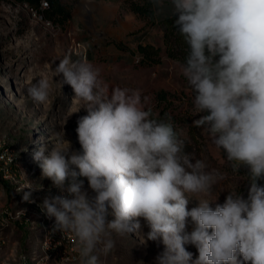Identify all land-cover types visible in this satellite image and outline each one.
I'll return each instance as SVG.
<instances>
[{"label":"clouds","instance_id":"clouds-1","mask_svg":"<svg viewBox=\"0 0 264 264\" xmlns=\"http://www.w3.org/2000/svg\"><path fill=\"white\" fill-rule=\"evenodd\" d=\"M146 3L154 19H172L182 38L186 54L177 65L200 114L193 124L234 173L246 176V197L233 190L222 204L211 200L222 175L193 160L171 119L146 109L137 90L109 92L100 68L65 54L52 71L62 76L55 82L61 90L73 89L76 112L87 111L75 130L82 153L72 150L64 127L51 135L50 149L34 153L42 178L61 193L46 196L40 207L55 219L53 232L73 238L78 264H98L99 254L114 247L112 233L133 232L142 244L162 242L156 264H264V0ZM33 79L28 96L46 103L52 83ZM39 190L41 184L29 183L16 191L32 203ZM192 199L198 204L189 209Z\"/></svg>","mask_w":264,"mask_h":264},{"label":"rangeland","instance_id":"rangeland-1","mask_svg":"<svg viewBox=\"0 0 264 264\" xmlns=\"http://www.w3.org/2000/svg\"><path fill=\"white\" fill-rule=\"evenodd\" d=\"M45 1L48 9L40 12L19 0H0V264H28V259L33 264L39 260L55 264L49 255L52 242H44L41 226L49 217L40 205L46 196L61 193L42 178L39 163L31 155L42 146L50 149L51 135L63 127L72 150L82 153L75 130L87 111L82 107L76 112L80 102L73 89L64 85L61 90L55 82L62 76L52 71L65 54L100 68L109 92L115 87L137 90L146 109L160 119L170 118L193 160H204L208 170L222 175L211 200L218 198L216 203L222 204L233 190L246 197V176L242 171L234 173L224 153L212 145L202 128L194 126L200 114L193 110V93L179 72V60L167 55L160 25L129 17V12H97L88 4L90 0ZM55 3L61 4V12H53ZM140 46L157 50L158 63H142ZM40 76L52 83L46 103L33 101L27 93L29 81ZM29 183L42 185V190L33 193L32 203L23 201V192L16 191ZM197 204L192 199L188 207ZM113 218L108 216V220ZM49 220L55 223L54 218ZM142 230L146 233L147 226ZM111 238L114 247L107 255L99 254V264H156L164 250L159 241L142 244L136 232L127 238L112 233ZM64 239L66 234L61 236ZM186 248L193 259L198 257L194 246Z\"/></svg>","mask_w":264,"mask_h":264},{"label":"trees","instance_id":"trees-1","mask_svg":"<svg viewBox=\"0 0 264 264\" xmlns=\"http://www.w3.org/2000/svg\"><path fill=\"white\" fill-rule=\"evenodd\" d=\"M27 3L30 8L35 11L39 10V6L41 1L45 0H19ZM51 3L53 0H49ZM54 5V4H53ZM127 7L138 19L149 21L152 24L157 23L164 30V41L167 45V55L172 59H177L179 61H183L185 52V45L182 41V38L177 34L175 28L173 27L172 19H154L150 9L146 3V0H139L138 2H130L127 1ZM40 11V10H39ZM60 8L55 6L53 8V12H61ZM41 12V11H40ZM138 51L143 55L142 63H158L156 60L157 50L146 46L139 47ZM261 184H264V181H260Z\"/></svg>","mask_w":264,"mask_h":264},{"label":"built area","instance_id":"built-area-1","mask_svg":"<svg viewBox=\"0 0 264 264\" xmlns=\"http://www.w3.org/2000/svg\"><path fill=\"white\" fill-rule=\"evenodd\" d=\"M48 9V3L46 1H41L39 10L40 11H46ZM54 223L50 222L49 218H46L45 221L42 222V227L44 230V242L51 241L52 243L49 244L52 246L49 250V255H53V261L55 264H78V255L74 251V244H73V238L71 235H67V239L61 240V236L63 233L56 231L53 232ZM35 257H33L34 259ZM48 258V257H47ZM46 258V259H47ZM45 259V260H46ZM23 260H25V257H23ZM30 263L33 264L32 259H28ZM42 261L39 260L36 264H41ZM99 264V263H98Z\"/></svg>","mask_w":264,"mask_h":264},{"label":"crops","instance_id":"crops-1","mask_svg":"<svg viewBox=\"0 0 264 264\" xmlns=\"http://www.w3.org/2000/svg\"><path fill=\"white\" fill-rule=\"evenodd\" d=\"M127 1L138 2L139 0H90L88 4L96 8L97 12H129L127 16L138 19L127 7ZM54 5L62 10L61 4Z\"/></svg>","mask_w":264,"mask_h":264},{"label":"bare ground","instance_id":"bare-ground-1","mask_svg":"<svg viewBox=\"0 0 264 264\" xmlns=\"http://www.w3.org/2000/svg\"><path fill=\"white\" fill-rule=\"evenodd\" d=\"M35 152H36V151H35ZM35 152H34V153H35ZM34 153L31 155V156H32V160H33V162L35 161V160L33 159Z\"/></svg>","mask_w":264,"mask_h":264}]
</instances>
